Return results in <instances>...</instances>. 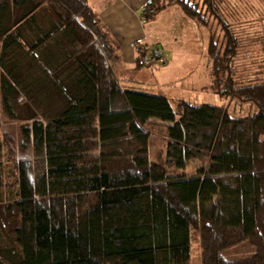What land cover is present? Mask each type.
Wrapping results in <instances>:
<instances>
[{
  "label": "trees",
  "instance_id": "trees-1",
  "mask_svg": "<svg viewBox=\"0 0 264 264\" xmlns=\"http://www.w3.org/2000/svg\"><path fill=\"white\" fill-rule=\"evenodd\" d=\"M204 1L149 0L139 15L148 24L176 5L207 27L216 11ZM41 9L56 18L47 30L36 19ZM247 23L226 28L219 44L209 26L213 87L222 69L224 94L255 105L232 118L224 107L178 100L174 109L163 96L124 87L86 0H0L3 110L23 123L12 109L25 99L11 57L20 53L67 107L50 121L27 114L20 127L31 168L14 159L4 184L0 174V264H188L191 230L202 264H264V35L253 30L259 56L237 63L239 40L252 36ZM156 49L139 46L133 70L160 62ZM159 129L165 151L154 161ZM192 162L200 166L187 174ZM244 241L257 248L252 260H224L221 252Z\"/></svg>",
  "mask_w": 264,
  "mask_h": 264
},
{
  "label": "rangeland",
  "instance_id": "rangeland-1",
  "mask_svg": "<svg viewBox=\"0 0 264 264\" xmlns=\"http://www.w3.org/2000/svg\"><path fill=\"white\" fill-rule=\"evenodd\" d=\"M188 1L197 2L199 5H202L203 2L205 3L204 0ZM174 7L187 19L179 21L175 15L171 16L169 11L161 14L164 10ZM169 8H165L160 13L161 15L159 14L152 22L143 24L145 25L144 32L147 40L142 41L141 44H145L151 50L159 47V50L164 54L165 61L163 63L155 62L154 65L143 67L139 71L129 70L126 61L123 59L121 45L114 41L111 34H107L108 45L114 50L119 76L121 79L135 78L133 83L124 84V87L163 96L171 102L174 109L176 108V101L181 99L187 102L190 101L197 106L213 104L224 107L232 118L254 114L256 110L252 102L243 103L239 99H233L224 94V91L227 90V84L222 69L218 72L222 81L218 87H213L212 67L206 55L209 46L207 44L210 40L209 36H211L210 25H213V34L218 37L217 43L219 44L222 41L224 42L222 31L224 32L226 28L230 32L239 31L240 24L248 22L249 26H254L249 30L252 32V36L251 38L245 36L239 40L240 48L238 52H240L236 62H247V60H253L254 57L259 56L255 53V50L261 44V39L259 35H256V32L261 36L264 35V0H213L211 11H216V17L212 19L208 17L209 15L206 16L209 18V20L207 18L206 25L209 24L207 27L203 24L201 25L202 27L196 25V23L188 19V16L182 12L179 6L174 5ZM211 11L208 10V12L213 14ZM36 19L42 30L49 29L56 22L55 16L48 9L38 11ZM255 29L256 32H253ZM29 35L28 39L31 41L33 34L30 33ZM246 39L248 40L246 41ZM252 42L253 45L251 44ZM226 52L225 54L228 55L227 49ZM11 57L19 65L20 86H24L20 92L22 97L25 98L23 104L19 106L18 104H13V112L23 123L27 114L36 113L40 118L47 121L57 118L67 108L66 103L57 96L59 93L50 84L43 83V74L34 64L30 63L29 58L24 54L20 53ZM244 80L245 78L242 81ZM23 123L11 119L6 114L0 99V159L3 167L0 170V174L3 176L1 179L3 184L7 182L4 175L12 169L14 159L18 163L25 164L24 166L27 168H31L29 151L27 157L21 153L20 127ZM160 131V129L157 131V136L152 140L151 158L154 161L162 160L165 151L164 140L159 133ZM198 166H200L199 163L192 162L187 167L186 173L192 174ZM33 169L34 164H32ZM3 184L0 183V187ZM190 235L191 249L188 264H202L200 237L194 230L190 231ZM2 244L0 233V245ZM256 253V246L244 241L221 252V256L229 262H240L241 260H252Z\"/></svg>",
  "mask_w": 264,
  "mask_h": 264
},
{
  "label": "crops",
  "instance_id": "crops-1",
  "mask_svg": "<svg viewBox=\"0 0 264 264\" xmlns=\"http://www.w3.org/2000/svg\"><path fill=\"white\" fill-rule=\"evenodd\" d=\"M89 8L99 17L100 24L105 28L107 34H111L114 41H117L123 49V59L126 61L129 70H133L136 52L142 41L147 40L144 26L140 18L141 10L148 4L149 0H86ZM169 11L171 16L179 21L186 20L174 7L164 10L161 14ZM160 14V15H161ZM208 59V58H207ZM116 78L124 84L133 83L135 78H124L118 74ZM139 71V70H135ZM148 93V92H147ZM181 100V99H178ZM177 102V101H176Z\"/></svg>",
  "mask_w": 264,
  "mask_h": 264
},
{
  "label": "built area",
  "instance_id": "built-area-1",
  "mask_svg": "<svg viewBox=\"0 0 264 264\" xmlns=\"http://www.w3.org/2000/svg\"><path fill=\"white\" fill-rule=\"evenodd\" d=\"M154 54H155L156 58H158L160 60V62L163 63L165 61L164 54L161 50H159V49L155 50Z\"/></svg>",
  "mask_w": 264,
  "mask_h": 264
}]
</instances>
